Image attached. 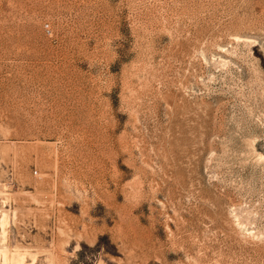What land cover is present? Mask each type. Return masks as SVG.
<instances>
[{"label": "rangeland", "instance_id": "374dc122", "mask_svg": "<svg viewBox=\"0 0 264 264\" xmlns=\"http://www.w3.org/2000/svg\"><path fill=\"white\" fill-rule=\"evenodd\" d=\"M16 260L264 264V0H0Z\"/></svg>", "mask_w": 264, "mask_h": 264}, {"label": "bare ground", "instance_id": "6f19581e", "mask_svg": "<svg viewBox=\"0 0 264 264\" xmlns=\"http://www.w3.org/2000/svg\"><path fill=\"white\" fill-rule=\"evenodd\" d=\"M15 108H16V107H15ZM18 113H19V112H18ZM18 115H19V114H18ZM3 222H4V221H3ZM5 223H6V222H5ZM17 255H18V254H17ZM14 256L16 257V255H14ZM17 258H20V257L18 256ZM19 261H20V260H16L14 264H21L22 262L20 261V262H21V263H20Z\"/></svg>", "mask_w": 264, "mask_h": 264}]
</instances>
